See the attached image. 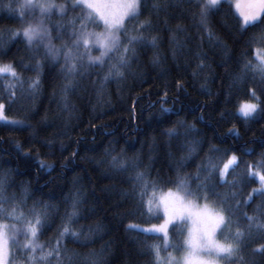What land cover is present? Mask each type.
Returning <instances> with one entry per match:
<instances>
[{
    "label": "trees",
    "instance_id": "trees-1",
    "mask_svg": "<svg viewBox=\"0 0 264 264\" xmlns=\"http://www.w3.org/2000/svg\"><path fill=\"white\" fill-rule=\"evenodd\" d=\"M20 1L0 0L2 40H8V29L22 30L29 17L23 15ZM155 2L140 1L137 14L127 19L125 37L103 63L87 61L85 49L84 57L76 59V68L68 71L60 59L53 63L43 47L33 45L29 49L22 36L15 38L7 54L0 55V63H13L24 78L21 87L11 76L0 73L5 115L31 124L30 128L17 129L0 122V176H7L10 184L8 199L0 204L4 209L0 221H11L14 215L8 213L15 207V215L22 212L23 217L35 222L36 216L45 211L42 204L51 205L54 207H49L47 212L52 226L39 231L42 253L59 243L82 254L102 255L106 264H161L158 252L164 235L157 230L163 216L149 209L148 200L153 191L186 185L192 197L208 201L225 213L229 222L226 224L233 233L240 232L239 239L233 241L237 246L236 264H264V248L256 250L264 246V228L250 226L247 219L254 217L251 225H255L256 218L264 220V196L253 191L260 183L257 177L245 176L244 163L258 165L264 159L261 157L264 90L258 70L250 68L242 80L236 79L245 61L253 65L258 62L256 50L264 49V44L258 42L264 25L257 22L239 29L242 21L233 0L231 5L225 0L219 11L210 14L208 23V28L227 44L225 54L224 49L209 41L206 30L198 24V15L193 19L198 14L194 4H173L169 0L167 9L157 10L153 6ZM62 5V8L55 5L53 20L48 23L53 35L67 36L85 21L86 9L69 0ZM145 21H151V26H142L141 22ZM177 24L184 27V31L177 33L184 46L177 50L173 60L175 45L169 43V28L175 29ZM94 27L99 29L101 25L97 23ZM141 33L143 40L138 39ZM152 35L162 38L158 48L162 62L157 65L150 62L154 50L148 47V40ZM252 37L256 42L249 43ZM132 48L139 54V61L132 64L136 75H127L125 70L126 79L108 83L98 99L93 93L94 85L112 65H120L125 49L130 54ZM21 59L23 65L19 63ZM37 59L44 67L33 113L28 83L29 78L37 75L34 70ZM65 74H70L77 84L68 93L69 104L74 106L69 111L63 110L61 99ZM177 82L183 85L182 91L177 90ZM202 85L211 94L202 91ZM253 88L260 101L251 96L249 90ZM10 92L15 95L16 103L9 107ZM251 100L260 103L261 110L246 119L238 113V108L242 102ZM161 103L167 108L180 110L183 106V109L161 114ZM222 112H226L223 119ZM45 116L48 125L41 122ZM233 128L238 136L231 134ZM169 129H175L177 135H167ZM44 141H51L53 147L48 148ZM16 143L22 145L21 152L16 150ZM213 148L221 151H212ZM227 148L242 157V162L234 170L229 169L230 174L225 177L229 182L221 183L218 169L222 167V157L226 162L223 150ZM25 152L31 155L26 157ZM72 153H76L75 157ZM38 160L54 168L41 169ZM210 163L217 165V170L210 172ZM258 169L264 170L259 167L255 170ZM233 178L239 182L231 183ZM77 192L82 201L81 215L68 224L65 214L71 211V198ZM61 217L74 231L87 234L91 230V241L83 244L71 236L61 240L58 231ZM172 227L171 231L178 233ZM181 248L178 241L176 249ZM27 258L28 255L16 250L13 260ZM43 264H56L55 256L43 260Z\"/></svg>",
    "mask_w": 264,
    "mask_h": 264
},
{
    "label": "snow or ice",
    "instance_id": "snow-or-ice-1",
    "mask_svg": "<svg viewBox=\"0 0 264 264\" xmlns=\"http://www.w3.org/2000/svg\"><path fill=\"white\" fill-rule=\"evenodd\" d=\"M29 4L33 3L34 0H27ZM50 3H54V0H49ZM173 4L185 2V3H191L194 4L198 10V14L193 15V19L196 18L198 15V24L203 27L206 30L207 37L210 42L218 45L220 48L225 50V54H227L228 46L225 44L220 37L216 36L215 33L208 28L209 23V16L214 11H219L221 9V6L225 3V0H171ZM228 5H231L232 0H226ZM153 6L159 10L161 7L167 9L169 6V0H157V2L153 3ZM44 4H41V12L44 11ZM237 10H240V4L237 3L235 5ZM248 11H239V16L241 18L242 23L238 25L239 29H245L247 26H254L259 22L260 25H264V0H248ZM21 21L23 20V15H20ZM142 26L144 27H150L151 21H145L141 22ZM165 25H167V19L164 21ZM46 25L43 23V16L41 19V23L36 25H28L27 27L21 29H8L9 38L8 40H2L0 39V55L7 54V51L10 49V46L12 43H14L15 38L22 36L24 41L26 42V46L31 49L34 42L39 38L47 34L46 32ZM111 27V26H110ZM169 31L171 33L169 37V43L171 45H175V48L172 51V58L173 60L177 57V50L183 47L184 45L182 42L177 38V33L184 31V27L181 24H177L175 26V29L169 28ZM143 33L138 37V39L143 40ZM134 39H137L134 37ZM162 38L159 35H152L148 40V47L153 49V53L151 55L150 62L153 65L160 64L162 62V56L160 52L158 51L159 44L161 42ZM249 43L256 42V38L252 37L248 41ZM259 43L264 44V33L261 34L259 37ZM46 49L47 55L51 58L52 62L55 63L58 59L59 55V49H55L54 45L51 44H45L44 45ZM198 55H206V53H199ZM256 56H257V63L252 64L249 61H245L243 65V69L241 71V74L236 77L237 80H242L244 78V75L247 73L248 69H255L258 70L261 76V88L264 90V49H257L256 50ZM100 58L98 57H89V61L91 63H94L96 60ZM139 61V54L137 52L136 48H132L130 54H128V49H125V55H122L120 58V65H112V69H115L113 72L112 69H110L101 80L93 87V93L97 96V98H100L101 93L103 92L106 85L113 80L119 82L126 79V71L127 75H136V72L132 70V64L133 62ZM22 65L24 64L23 59L19 61ZM101 63L103 61L101 60ZM25 67H31L30 65H24ZM201 67L204 66L203 61H201L200 64ZM43 63L41 60L37 59L34 70L37 72V75L33 78H29L28 83V90L31 99L33 100V104L31 107V111L34 113L36 110L35 107V101L40 95L41 90V77L43 74ZM74 67V65H73ZM63 68L61 69V72H63ZM0 73H3L5 75L11 76L14 81H16L18 84H20L21 87H23L24 84V78L17 72L16 68L14 67L13 63H0ZM64 83L61 86V99L63 101V110L69 111L70 108L74 110V106L69 104L68 100V93L70 91H74L77 87V84L74 80V78H70V74L64 75ZM11 87V86H10ZM177 90L182 91L183 85L180 82H177L176 84ZM85 92L87 89H83ZM202 91H208L206 89V86L201 87ZM251 96L255 98L257 101H260V97L257 96L256 89H250ZM208 94H211L210 91H208ZM167 91L164 92V101L166 102L167 99ZM8 105L9 107L16 103V97L11 92L8 94L7 97ZM261 103H264L262 101ZM5 102L4 98L0 97V122H4L7 126L17 129H23V128H30L31 124L27 122L25 119H10L7 115H5ZM183 109V106L180 110ZM180 110H177L175 108H167L164 107V104L161 103V114L165 113H176ZM258 110H261V104L260 103H251V102H244L239 107V112L242 114L244 118H250L255 113L258 112ZM226 115V112L221 113V119H223ZM42 123L48 125V119L47 116L43 117L41 120ZM182 123V122H181ZM192 130H195L194 128ZM231 134L239 135L235 128L231 130ZM167 135L173 136L177 135V132L175 129H169L167 132ZM46 146L48 148H52L53 144L51 141H44ZM16 150L18 152L22 151V145L20 143L15 144ZM63 145H61V148L63 149ZM194 149H190V151H193ZM212 151L219 152L221 149L213 148ZM249 152L254 151L253 149H249ZM224 156L227 158L226 162H223L222 157V167H219L218 171L221 176V183H227L225 179L227 174L229 173V169H235L240 166V163L242 162V157L237 156L235 152L231 150V148H227L223 150ZM24 156L29 157L31 154L28 152L23 153ZM76 153H72V156L75 157ZM261 157H264V152L261 153ZM37 163L39 164V167L41 169H49L52 170L54 168V165L46 164L43 160H38ZM246 172L245 176H252V177H258L260 187L258 189H253L254 192H259L261 196H264V171H256L255 169L257 167L264 169V159H261L258 165H248L246 161H244ZM66 166V165H65ZM217 170V165L215 164H209V171ZM239 181L236 178H233L231 183L235 184ZM10 186L7 176H0V204H2L5 200L8 199L7 196V188ZM25 192H27V189H25ZM13 199L15 198V193H13ZM42 204V202H40ZM82 203L80 194L77 192L72 198H71V211L66 212L65 216L67 217L68 224L71 223L72 220L77 219L80 217V204ZM246 203V201H245ZM35 207V205H34ZM42 207L45 209L41 214H38L36 216L35 222L32 223L31 221L26 225V234L31 236L32 238H35L37 236L38 231H40L45 226L51 227L52 226V220L50 214L47 212V209L49 207H54L51 205H43ZM260 208V206H258ZM261 211V210H260ZM4 209L0 207V214H3ZM16 214L15 207L12 209L11 212L8 213L9 216H13ZM20 215L22 216L23 213L21 212ZM247 219L250 221V226H254L257 228H264V220H260L259 218H256L255 225H251V222L253 221V216H248ZM47 221V224L45 223ZM68 224L64 223V217H61V225L59 231V237L62 240L65 236H71L74 240L77 242L86 244L91 241L92 237V231L90 230L89 233L83 234L82 232L74 231L68 226ZM129 227H133V225H129ZM8 226L6 224L0 225V264H15V261L12 258V252L9 247V242L11 240V237L8 234L7 231ZM99 229V226H97V230ZM83 237V238H82ZM37 244H32L33 252L35 251V248L38 247ZM27 247V244L25 245ZM261 248H264V246H258L256 249L257 251H260ZM109 252L111 249L108 250ZM55 256L56 264H106V259L102 255H98L95 252H89V253H79L76 252L74 249H69L64 245L57 244L54 248H52L50 251L46 253H42L40 256V259L47 260L49 257ZM30 260H32L33 264H35V256L29 257Z\"/></svg>",
    "mask_w": 264,
    "mask_h": 264
},
{
    "label": "rangeland",
    "instance_id": "rangeland-1",
    "mask_svg": "<svg viewBox=\"0 0 264 264\" xmlns=\"http://www.w3.org/2000/svg\"><path fill=\"white\" fill-rule=\"evenodd\" d=\"M67 1L64 0V3ZM69 1L85 7L86 18L80 28L71 30L67 36L53 35L48 23L49 20H53L52 9L54 10L55 5L62 8L64 3H58L57 0H54V3H50L49 0H34L29 4L27 0H21L20 6L23 15H29L23 28L41 23L42 16L43 23L47 26V34L39 37L33 45L44 49L45 44L54 45L55 49H59L58 59L62 61V66L72 71L76 68V59L84 57L85 49L88 51L87 61L89 57H98L100 59L94 63H101V60L103 61L120 45L125 37L124 28L127 19L137 14L141 0ZM233 3L234 5L239 3L240 10H249L248 0H233ZM41 4L45 6L43 13ZM240 10H237L238 15ZM58 11L61 12L60 9ZM97 23L101 25V28L94 27ZM245 102L258 103L256 100ZM238 113L240 114L239 108ZM149 198V209L160 212L163 216V221L157 230L164 235L162 248L158 252L161 264H236L237 246L233 244V241L239 239L241 234L237 230L233 233V230L226 224L229 222L223 211L208 201H199L192 197L186 185L165 191H153ZM30 221L19 214L14 215L11 221H0V225L8 226L12 258L14 259L16 250L28 255L27 259H19L15 264H33L29 259L32 256H35V264H43V260L40 259L42 243L39 239V231L35 238L26 234V225ZM172 226L176 227L175 231L178 233L171 231ZM233 235L234 239H232ZM178 241L182 245L179 250L176 249ZM26 244L27 247H25ZM32 244L39 245L34 252ZM164 247L170 249L166 251Z\"/></svg>",
    "mask_w": 264,
    "mask_h": 264
}]
</instances>
